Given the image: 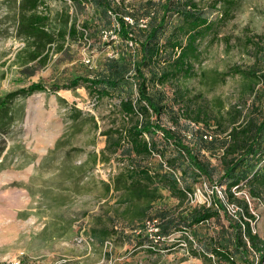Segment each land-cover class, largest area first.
<instances>
[{
    "label": "rangeland",
    "instance_id": "obj_1",
    "mask_svg": "<svg viewBox=\"0 0 264 264\" xmlns=\"http://www.w3.org/2000/svg\"><path fill=\"white\" fill-rule=\"evenodd\" d=\"M164 1L114 0L113 7L119 16L148 23V15L160 16L159 5ZM192 2L210 23L196 40L192 75L180 74L163 84L154 80L147 85L148 95L162 107L157 118L149 111V120L177 131L185 146L189 137L183 136L189 128H195L192 120L196 117L201 121L199 127L210 126V135L222 132L224 137L232 126L247 119L259 122L264 116L262 81L255 76L230 74L234 66L249 69L254 65V49L245 42L249 37H264V0ZM31 8L29 0H0V96L32 83L44 87V91L16 99L22 111L16 112L17 121L3 137L2 157H7L0 169V264L18 255L32 264H244L243 257L233 251L232 226L238 219L236 213H242L240 199H244L254 218L249 220L252 233L264 238V189L250 197L242 182L230 190L237 199L230 202L224 193L225 184H215L222 168L210 152L203 151L216 171L210 182L203 177L195 184L189 182L192 193L185 198L172 196L156 183L149 189L159 185L160 198L151 206L147 200L113 191L112 181L127 164L121 149L111 145L107 160H97L94 165L88 162V154L99 155L106 145L115 144L118 132L142 120L140 115L128 119L119 110L125 99L137 105L136 81L128 76L116 90L99 98L87 86L71 90L64 87L75 77L96 79L105 74L108 59H138V54L124 51L121 42L111 43L100 37V30L107 24L102 14L84 0H43L36 12L47 16L49 29L67 32L73 27L76 36L65 35L51 50L46 65L29 75L25 69L32 64L20 66L16 62L25 47L18 36L17 21L21 11L29 14ZM139 29H134L137 37ZM186 36L187 27L177 16L167 19L158 35L160 45L170 41L166 46L174 41L184 46ZM254 73L264 76V58L254 67ZM72 109L80 116L72 114ZM103 132H109L108 136ZM144 137L153 141L165 157L179 151L172 141H164L160 132ZM134 162L151 172L164 164L156 152L148 158L134 157ZM181 169L193 171L185 164ZM105 185H110L108 193ZM217 199L229 218L217 208ZM202 208L218 212L217 216L191 224L190 213ZM145 210L146 215L141 217ZM159 211L169 212L184 224L172 227L160 243L150 244L142 227L147 226V217ZM213 249L233 253V260H217L211 254Z\"/></svg>",
    "mask_w": 264,
    "mask_h": 264
},
{
    "label": "trees",
    "instance_id": "obj_2",
    "mask_svg": "<svg viewBox=\"0 0 264 264\" xmlns=\"http://www.w3.org/2000/svg\"><path fill=\"white\" fill-rule=\"evenodd\" d=\"M42 1L29 0L32 6L31 13L26 14V11H21L17 21L18 36L23 39L25 47L17 54L16 62L20 66L32 64L25 69V72H30L29 75H33L35 71L46 65L51 50L54 46H59L58 41L64 39L65 35L76 36L73 27H70L67 32H55L49 29L47 16L36 12L37 6L42 4ZM84 2L99 11L107 24V27L100 30V37L104 30L111 29L115 23L118 25V43L121 42L125 46L123 50H133L138 54V59L137 56L134 58L129 56V60H126L125 56L119 59H108L105 62V74L96 79L75 77L64 87L71 90L79 85L87 86L99 98L106 96L108 91L116 90L128 76L136 81L137 105L133 104L131 100L125 99L120 102L119 110L128 119L140 115L142 120L132 122L127 129L118 132L115 144L106 145L99 152V155L94 152L88 154L90 158L88 162L90 161L94 165L97 160H107L106 152L110 151L111 145L115 150L121 149V156L127 161V164L124 172L117 175L112 181L113 191H123L137 200H147L149 206L160 198L158 194L159 185L172 196L178 199L185 198L188 193H192L189 182L195 184L200 177L210 182L216 171V167L211 166L206 159L207 157L202 154L204 151L210 152V156L216 158L217 166L222 168L223 173L215 181V184L219 186L225 184L224 193L230 202L237 200L230 190L242 182L249 196L256 197L258 192L264 189V116L259 122L247 119L237 126H232L224 137L222 132H214L210 135L208 133L210 126L207 124L199 127L198 124L201 121L199 117H196L192 120L195 128H189L186 135L183 136L184 138L189 137V145L187 146L184 145V141L181 136H178L177 131L163 128L160 123H153L149 120V111L157 118L161 115L162 107L148 95L147 85L154 80L163 84L180 74L192 75L191 59H195L197 56L196 40L202 36L203 31L208 29L210 24L203 11L198 9L192 0H165L159 5L160 16L148 15L149 21L148 23L144 21L145 27L142 28L140 27L142 19L133 21L124 15L119 16L113 7L114 0H84ZM172 16L180 18L187 27L184 46L177 41L172 42L170 46H166L170 41L160 45L158 35L163 32L167 19L172 18ZM125 18L130 19L133 24L130 25L125 21ZM135 28L139 29L137 31L139 37L134 31ZM128 40L135 44L134 48L131 49L127 46ZM262 42H264V37L261 36L247 38L245 43L254 49V65L249 69L234 66L230 70V74H238L244 77L255 76L258 81H262L264 84V76L254 73V67L261 58H264V43ZM22 52L25 54L23 58H21ZM41 91H44L41 84L32 83L26 88L0 96V169L4 168L7 157V154L2 157L5 147L3 137L10 133L12 126L17 121L16 112L22 111V106L16 105V99L27 98ZM142 103L144 105H141ZM73 113L80 116V112L75 109H72ZM72 120L76 121L77 117H73ZM88 120L93 122L92 117ZM156 132L162 134L164 141H172V144H175L179 151L175 155L165 157V154L157 149L153 141L145 140V135L152 136ZM108 134L109 132L102 133L103 136H108ZM155 152L164 160V164L158 166V171L151 172L149 169L135 165L134 157L148 158ZM216 154H218L217 157ZM261 162H263L262 166L257 168ZM86 164L87 162L81 168ZM180 164H185L187 168H192L193 171L187 173V169H181ZM177 170H180L179 174H177ZM155 183L159 185L150 190L149 187ZM105 190L108 193L110 185H105ZM217 203V208L223 212L224 217L229 218L219 199H217ZM240 204H242V213H236L235 216H238V219L232 226L234 254H240L244 264H264V238L261 239L257 234L252 233L249 220L254 218L249 213L244 199H240ZM146 212L145 210L141 217H144ZM217 213L205 208L194 209L190 213V223L199 224L208 221L217 216ZM148 221H155V226L158 228L156 236L159 237V241L157 243L162 241L160 239L169 236L172 227L184 224L179 223L167 211H159L147 217L144 224ZM142 228L145 230V225ZM144 239L147 241L148 235ZM148 242L157 244L152 243V240ZM211 254L217 260H233V253H226L219 249L211 250Z\"/></svg>",
    "mask_w": 264,
    "mask_h": 264
},
{
    "label": "built area",
    "instance_id": "obj_3",
    "mask_svg": "<svg viewBox=\"0 0 264 264\" xmlns=\"http://www.w3.org/2000/svg\"><path fill=\"white\" fill-rule=\"evenodd\" d=\"M125 21L126 22H129L130 25H132V21L128 18H125ZM140 27L144 28L145 27V24H144V21H141L140 22ZM117 32H118V25L117 24H113L112 25V28L109 29V30H104L102 33H101V38L103 40H107L111 43H118V35H117ZM127 46L129 48H134V43L130 40H128L126 42ZM145 229L147 230V233L150 237V239L152 240V243H157V241H159V237L156 236L157 233H158V228L155 226V221H152V222H147V226L145 227ZM160 240H164V239H160ZM4 264H32V263H29L24 256L22 255H18L17 257H15L13 260L9 261V262H6Z\"/></svg>",
    "mask_w": 264,
    "mask_h": 264
}]
</instances>
